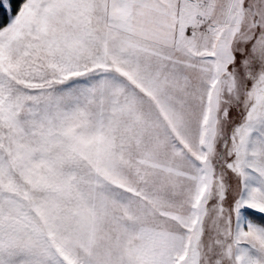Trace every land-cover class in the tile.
I'll use <instances>...</instances> for the list:
<instances>
[{
	"label": "snow or ice",
	"instance_id": "snow-or-ice-1",
	"mask_svg": "<svg viewBox=\"0 0 264 264\" xmlns=\"http://www.w3.org/2000/svg\"><path fill=\"white\" fill-rule=\"evenodd\" d=\"M0 264H264V0H0Z\"/></svg>",
	"mask_w": 264,
	"mask_h": 264
}]
</instances>
